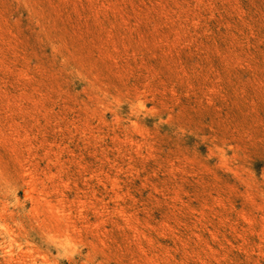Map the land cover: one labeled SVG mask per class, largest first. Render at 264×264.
Wrapping results in <instances>:
<instances>
[{"label":"rangeland","instance_id":"1","mask_svg":"<svg viewBox=\"0 0 264 264\" xmlns=\"http://www.w3.org/2000/svg\"><path fill=\"white\" fill-rule=\"evenodd\" d=\"M0 264H264V0H0Z\"/></svg>","mask_w":264,"mask_h":264}]
</instances>
